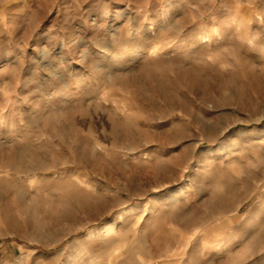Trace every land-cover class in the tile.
Here are the masks:
<instances>
[{
  "label": "rangeland",
  "instance_id": "rangeland-1",
  "mask_svg": "<svg viewBox=\"0 0 264 264\" xmlns=\"http://www.w3.org/2000/svg\"><path fill=\"white\" fill-rule=\"evenodd\" d=\"M0 264H264V0H0Z\"/></svg>",
  "mask_w": 264,
  "mask_h": 264
}]
</instances>
